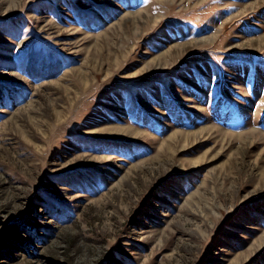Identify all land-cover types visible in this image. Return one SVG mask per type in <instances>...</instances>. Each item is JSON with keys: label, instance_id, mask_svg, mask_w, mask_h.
Returning <instances> with one entry per match:
<instances>
[{"label": "rangeland", "instance_id": "rangeland-1", "mask_svg": "<svg viewBox=\"0 0 264 264\" xmlns=\"http://www.w3.org/2000/svg\"><path fill=\"white\" fill-rule=\"evenodd\" d=\"M0 264H264V0H0Z\"/></svg>", "mask_w": 264, "mask_h": 264}]
</instances>
